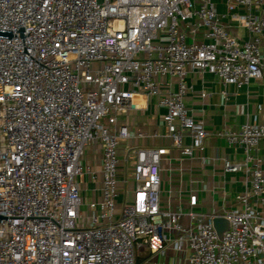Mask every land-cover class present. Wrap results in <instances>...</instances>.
<instances>
[{"label":"built area","instance_id":"obj_1","mask_svg":"<svg viewBox=\"0 0 264 264\" xmlns=\"http://www.w3.org/2000/svg\"><path fill=\"white\" fill-rule=\"evenodd\" d=\"M0 29L13 33L0 36V264H137L144 245L163 252L165 230L178 231L174 248L188 244V264H264V167L255 153L264 122L219 132L243 153L224 159L226 171L247 178L232 208L197 212L195 193L187 211L164 207L169 150L136 147L126 157L132 198L117 213L119 147L130 137L121 119L139 108L134 98L155 97L164 135L193 156L208 132L185 103L187 75L207 71L238 87L262 78L264 0H227L225 13L215 0H0ZM92 144L101 187L88 198L86 178L99 180L84 162ZM215 216L230 221L221 238Z\"/></svg>","mask_w":264,"mask_h":264},{"label":"crops","instance_id":"obj_2","mask_svg":"<svg viewBox=\"0 0 264 264\" xmlns=\"http://www.w3.org/2000/svg\"><path fill=\"white\" fill-rule=\"evenodd\" d=\"M217 9L221 13L226 11L227 0H215ZM226 24H230V30L239 38H248L246 29L238 24L230 23L224 18ZM262 53L264 55V36L262 37ZM172 80L171 87L177 88ZM187 81L192 86L185 96V103L195 118L204 120L208 132L204 145L196 149L193 156H185L179 148L175 147L170 137L165 136V127L161 116L165 108L157 105L155 97L137 95L134 100L139 108L130 109L121 119L127 123L130 137L122 141L119 147V156L122 166L120 174L117 213H120L122 202L127 197L132 198L131 188L133 182L126 179V168L132 167V161L127 160V154L136 147H165L169 151L161 160V203L171 210L190 209V195H197V204L193 209L197 212L210 214L232 208L236 204V196L245 190L247 178L241 171L230 172L224 169L226 157L238 160L242 158V148L230 144L223 131H238L241 125L249 122H264V76L252 79L241 87L235 84L223 85L217 76L207 71H190ZM228 94L224 95L222 90ZM202 92L206 93L202 95ZM145 132L147 136H138V132ZM157 131L160 135L155 136ZM188 143L189 138H185ZM88 160L84 161L98 171L99 180L90 181L88 178L84 184V194L98 196L101 187L100 163L101 149L99 144L88 146ZM262 159L264 167V139L260 140L255 151ZM87 182V183H86ZM95 189V193L91 191ZM184 225L189 224L187 216L182 218ZM176 230H165L164 236L169 240L162 251H151L147 245L137 251V264H188L190 248L186 242L181 249L172 246V240L178 237Z\"/></svg>","mask_w":264,"mask_h":264},{"label":"water","instance_id":"obj_3","mask_svg":"<svg viewBox=\"0 0 264 264\" xmlns=\"http://www.w3.org/2000/svg\"><path fill=\"white\" fill-rule=\"evenodd\" d=\"M11 29H0V36L1 37H12L13 33H11ZM213 224L215 226V229L221 238L223 235V232L227 230L230 226V221L224 217V216H215L213 218Z\"/></svg>","mask_w":264,"mask_h":264},{"label":"rangeland","instance_id":"obj_4","mask_svg":"<svg viewBox=\"0 0 264 264\" xmlns=\"http://www.w3.org/2000/svg\"><path fill=\"white\" fill-rule=\"evenodd\" d=\"M86 150L88 151V146L86 147ZM86 160H88V152L85 153V155H84V161H86ZM84 201H86V200H84ZM125 201H129V198L127 197V199Z\"/></svg>","mask_w":264,"mask_h":264}]
</instances>
